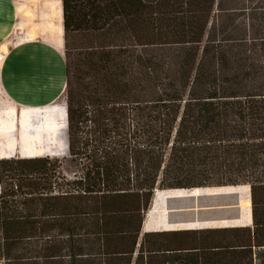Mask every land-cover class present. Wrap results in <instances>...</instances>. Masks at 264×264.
Here are the masks:
<instances>
[{"label": "trees", "instance_id": "trees-1", "mask_svg": "<svg viewBox=\"0 0 264 264\" xmlns=\"http://www.w3.org/2000/svg\"><path fill=\"white\" fill-rule=\"evenodd\" d=\"M62 1L66 123L0 131V264H264V0ZM224 189L249 223L152 222Z\"/></svg>", "mask_w": 264, "mask_h": 264}, {"label": "rangeland", "instance_id": "rangeland-1", "mask_svg": "<svg viewBox=\"0 0 264 264\" xmlns=\"http://www.w3.org/2000/svg\"><path fill=\"white\" fill-rule=\"evenodd\" d=\"M35 1V2H34ZM47 2L49 1H36V0H28V3L24 2L23 8L20 10L19 6L17 10H20L18 17L20 21L23 23L17 25L18 29H25L27 34V40L33 41L37 36H42L43 38L50 42L51 48L57 50V47L60 51L63 52L64 47V38L63 42L60 44L57 42V37L55 36V32H44L42 31L43 27L48 24L49 20L48 15L52 17V11H49L51 7L47 6ZM54 2L58 3L59 0H55ZM42 3V4H41ZM45 3V4H44ZM49 11V12H48ZM55 18L54 28L58 29L60 26L59 15ZM56 14V15H57ZM46 18V19H45ZM45 19V20H44ZM27 27V28H26ZM44 30V29H43ZM39 31V32H38ZM42 31V32H41ZM51 35L50 37L45 35ZM53 35V36H52ZM48 37V39H47ZM56 37V38H55ZM53 38V39H52ZM56 40V41H55ZM57 42V43H56ZM11 44V45H10ZM63 44V45H62ZM10 46H13L11 42H5L0 45V53L6 54L5 59L0 61V131L4 130H15V129H33V128H44L48 127L53 123V120L57 118L60 119V122L63 123L66 121V114L63 113V108L59 106H63L65 101V88L59 89L57 94H50L49 86L47 87L48 77L46 75L41 76L39 78L42 79L43 85L39 86L36 81H27L24 76L18 72L16 73H7V66L14 67V59L12 55L14 53L9 52ZM58 52V50H57ZM21 87L28 89L30 93L34 94L35 97L40 98L42 96L43 104H31L24 103L17 99H15L14 95L17 89H21ZM52 158H60L62 160V172L72 178L75 174H79L81 170V166L71 160L69 157V151L66 152L65 155L62 156H52ZM190 181L185 175L182 176L181 181L186 182ZM160 188V186H158ZM225 190H228L226 192ZM224 189L219 190L217 192H213V194H219V192L226 193H236L239 194V200L245 198L246 192L241 189ZM237 191V192H236ZM190 192H193L192 195L194 197L199 198L202 194H210L211 192L199 193L198 190L195 191H177L171 193V195L163 194L159 200V206H169L168 200L172 198V196H181L186 197ZM157 194V192L155 193ZM222 194V193H221ZM215 199V198H214ZM214 199L211 200H198L196 203L187 199L185 201L172 202L170 205L176 207H188V206H196L194 210H179L173 209L168 210L167 212H161L163 215H155L152 219L155 227L163 226V224L170 222L177 227L180 226H220V225H228V224H245L249 223V208L246 205L243 206H218V203H223V201H227L224 199ZM202 204V205H201ZM209 205V206H207ZM214 207H211V206ZM203 207V208H201ZM211 207V208H207ZM207 208V209H206ZM205 211H200L204 210ZM197 210V218H194V212ZM237 210H241V215H238ZM147 216V215H146ZM149 219H147L148 221ZM169 223V224H170ZM216 238H220L218 235L206 237L203 236L202 233L197 235H193L189 237L190 244H203L205 240L212 241ZM174 258V259H171ZM195 253H179L177 256H172L168 260L166 264H195ZM203 260H201L202 262Z\"/></svg>", "mask_w": 264, "mask_h": 264}, {"label": "crops", "instance_id": "crops-1", "mask_svg": "<svg viewBox=\"0 0 264 264\" xmlns=\"http://www.w3.org/2000/svg\"><path fill=\"white\" fill-rule=\"evenodd\" d=\"M24 2L28 3V0H0V45L5 42H11L13 46H10L9 52L12 55L16 51L12 55L15 66H7V73L18 72L28 82L36 81L39 86L43 85L42 79L39 77L46 75L48 77L47 87L49 86L50 94L56 95L59 89H66L67 85L65 46L61 53L59 52V47H57L58 52L51 48V44L43 36H37L33 41L26 39L28 36L25 29L17 28L18 23H22L17 14V7L19 6L21 10L23 5H25L23 4ZM16 92L14 97L21 102L43 104L42 96L37 98L28 89L21 87ZM65 104L59 107H62V112L67 114ZM63 121L61 123L60 119L57 118L53 120L50 126L44 128L64 126L66 121Z\"/></svg>", "mask_w": 264, "mask_h": 264}, {"label": "water", "instance_id": "water-1", "mask_svg": "<svg viewBox=\"0 0 264 264\" xmlns=\"http://www.w3.org/2000/svg\"><path fill=\"white\" fill-rule=\"evenodd\" d=\"M240 186H243V185H238V186H233V187H240ZM211 187L215 188V187H218V186H211ZM193 188H196V187H193ZM193 188H187V189H193ZM201 188H205V187H201ZM182 189H185V188H182ZM225 191L228 192V190H225ZM232 191H235V189L232 190ZM226 192H219V194L218 193L217 194L210 193V194H206V195L202 194L199 198L194 197L192 195L193 192H190L189 195L186 196V197L172 196V198H169L168 203L171 204L172 202L185 201L187 199H190V201H192L193 203H196L198 200H200V201L201 200H205L206 201V200H211V199L215 198V199H224V200H228L230 202H233V203L226 204V206H236V205H238L239 203H237V202H239V194L226 193ZM207 206H209V205H207ZM211 207H214V206L212 205ZM211 207H207V208H211ZM201 208H203V207H201ZM200 211H205V209L204 210H200ZM237 212H238V215H241V210H237ZM197 213H198L197 210H195L194 218H197ZM142 230H143V232L145 231V220H144V223H143V229Z\"/></svg>", "mask_w": 264, "mask_h": 264}, {"label": "bare ground", "instance_id": "bare-ground-1", "mask_svg": "<svg viewBox=\"0 0 264 264\" xmlns=\"http://www.w3.org/2000/svg\"><path fill=\"white\" fill-rule=\"evenodd\" d=\"M36 1H49V2H47L48 4H47V6H49V7H51V9L49 10V11H52V17H50L49 15H48V19H50V18H52L51 20H49V22H48V24H46V26L44 27L43 25H42V27H43V29H42V31H44V32H52V33H54L55 32V36L57 37V42L58 43H62L63 42V38H64V27H63V10H62V0H59V2L58 3H56V2H54L55 0H36ZM35 2V1H34ZM42 4V3H41ZM45 4V3H44ZM48 11V12H49ZM20 12V10H18V13ZM60 13V15H59V21H60V26L58 27V29H55L54 28V24H53V22H55L54 20H55V18H56V16H58V14L57 13ZM57 14V15H56ZM46 19V18H45ZM44 19V20H45ZM41 31V32H42ZM39 32V31H38ZM45 35H47V34H44V36ZM43 36V35H42ZM47 36H51L50 34L49 35H47ZM53 36V35H52ZM55 37V38H56ZM47 39H48V37H47ZM53 39V38H52ZM56 41V40H55ZM48 42V41H47ZM56 42V43H57ZM50 43V42H49ZM63 45V44H62ZM60 48V47H59ZM61 50V49H60ZM1 54V53H0Z\"/></svg>", "mask_w": 264, "mask_h": 264}, {"label": "built area", "instance_id": "built-area-1", "mask_svg": "<svg viewBox=\"0 0 264 264\" xmlns=\"http://www.w3.org/2000/svg\"><path fill=\"white\" fill-rule=\"evenodd\" d=\"M6 54H0V61H3L5 59Z\"/></svg>", "mask_w": 264, "mask_h": 264}]
</instances>
